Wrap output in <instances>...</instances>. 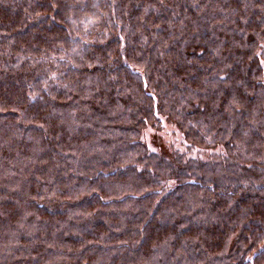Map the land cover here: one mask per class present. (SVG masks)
Instances as JSON below:
<instances>
[{
  "label": "trees",
  "instance_id": "trees-1",
  "mask_svg": "<svg viewBox=\"0 0 264 264\" xmlns=\"http://www.w3.org/2000/svg\"><path fill=\"white\" fill-rule=\"evenodd\" d=\"M0 264H264V0H0Z\"/></svg>",
  "mask_w": 264,
  "mask_h": 264
},
{
  "label": "rangeland",
  "instance_id": "rangeland-1",
  "mask_svg": "<svg viewBox=\"0 0 264 264\" xmlns=\"http://www.w3.org/2000/svg\"><path fill=\"white\" fill-rule=\"evenodd\" d=\"M141 137L142 141L153 151L162 147L181 148V137L177 130L171 126L166 127L160 132L146 128L142 132Z\"/></svg>",
  "mask_w": 264,
  "mask_h": 264
}]
</instances>
